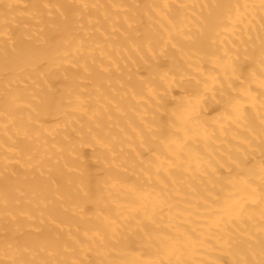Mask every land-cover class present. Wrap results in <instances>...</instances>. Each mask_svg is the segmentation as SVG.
I'll return each mask as SVG.
<instances>
[{
  "label": "bare ground",
  "instance_id": "6f19581e",
  "mask_svg": "<svg viewBox=\"0 0 264 264\" xmlns=\"http://www.w3.org/2000/svg\"><path fill=\"white\" fill-rule=\"evenodd\" d=\"M0 264H264V0H0Z\"/></svg>",
  "mask_w": 264,
  "mask_h": 264
}]
</instances>
